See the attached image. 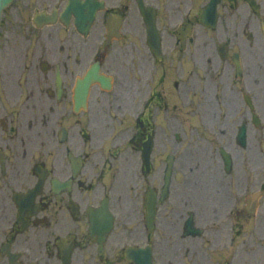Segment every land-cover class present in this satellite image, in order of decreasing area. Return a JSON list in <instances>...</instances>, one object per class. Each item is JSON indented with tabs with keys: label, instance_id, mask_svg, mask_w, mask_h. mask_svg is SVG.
<instances>
[{
	"label": "flooded vegetation",
	"instance_id": "af4514ba",
	"mask_svg": "<svg viewBox=\"0 0 264 264\" xmlns=\"http://www.w3.org/2000/svg\"><path fill=\"white\" fill-rule=\"evenodd\" d=\"M116 1L105 0V37L95 39L93 28L83 35L59 18L68 0H12L3 10L0 264H136L131 245L148 246L154 264H201L204 245L230 248L236 217L244 212L248 218V172L242 169L240 180L238 170L233 176V168L226 169L220 158L226 145L217 147L219 164L201 167L198 157L184 155L179 128L171 132L170 146L156 129L168 123L169 112L179 119L182 95L196 86L208 98L221 94L211 106L225 112L220 123L231 126L233 111L249 117L245 90L262 83L248 80L245 70L238 73L229 49L221 56L216 45V55L207 57L211 67L204 68L214 71L194 73L189 86L179 56L162 51L158 59L150 46L127 41L124 21L133 4ZM247 8L257 16L264 42V16ZM109 13L123 16L122 37L107 38ZM176 27L164 42L169 35L176 39ZM90 69L96 74L77 102L76 84ZM234 79L243 86L241 97L232 94ZM259 102H253L258 111ZM207 106L206 112L215 109ZM210 117L198 115L208 124Z\"/></svg>",
	"mask_w": 264,
	"mask_h": 264
},
{
	"label": "rangeland",
	"instance_id": "374dc122",
	"mask_svg": "<svg viewBox=\"0 0 264 264\" xmlns=\"http://www.w3.org/2000/svg\"><path fill=\"white\" fill-rule=\"evenodd\" d=\"M150 3L156 4L159 8V26L160 29L165 33L167 31L171 32L173 26L187 15H192L196 13V9L201 4L202 0H147ZM116 0H110V3L115 4ZM124 3L133 4V0H124ZM262 5V11L264 12V0H259ZM230 1L223 3L221 6V17L217 26L214 29L206 28L202 25L197 24L194 26V42L183 49L182 52L176 51L174 49L175 39L172 36H168L165 41L166 46L164 48L165 54L172 56H179L181 58L183 67V74L185 79H188L189 86H193V78H195L194 73L199 75L209 74L213 72L209 66V61L207 57L214 55L212 43L215 41H221L223 39L231 40V50L239 51L242 55V61L244 63L245 73L247 74L248 80L257 81L258 84L262 83L256 87L259 89L260 93L255 94L261 101L259 102L263 110H260L261 123L259 128L255 129L250 127L248 129L247 144L244 148H240L234 141V132L237 129V121L242 117L243 112L233 111V122L231 126L224 127L220 122L224 119L225 112H214L217 107L211 106L214 103L221 102V94L216 93L217 98L214 95L208 98L203 94L196 86L195 89L189 88L188 91L182 95L184 97V109L179 111V119L174 116L171 117L176 112H169L170 119L166 124L165 121L162 123L161 127H157L156 134L167 136L171 140V132L177 130L180 132L183 143L182 148L184 155L193 160V158L198 157L200 166L208 167L212 166L214 160L219 164L217 159V147L220 145H226L232 152L234 157L233 166V176H236V171L238 170L239 177L242 179L244 174H242V169L247 170L249 175H254L253 184H256L261 176L256 177V173L261 171L260 161L264 162V42L260 35L259 29H257V19L250 20L247 6L243 3L236 8H230ZM247 15L249 17V22L251 26L247 27L245 24L247 20ZM139 13L132 5V10L128 11L126 15V33L128 34L127 41H130L137 47H141L144 43V26L139 17ZM99 20V18H98ZM16 21H12L14 24ZM250 31L252 34L251 40L247 36V32ZM102 32L101 21H98L93 28L92 35L100 36ZM184 57V58H183ZM206 80H201L200 86L204 84ZM186 84H188L186 82ZM233 96L236 98V93L232 91ZM199 103V104H197ZM186 104V105H185ZM207 104L210 107L215 108L210 112ZM262 109V108H260ZM202 113L203 116L209 117L208 122L200 121L198 115ZM214 120V122H211ZM167 132L165 134L164 132ZM230 134L232 138L229 140ZM165 140V139H164ZM192 166V162L190 163ZM197 174V173H195ZM191 175V177H193ZM238 221V223L236 222ZM235 224L239 228V235H237L234 240L235 249H233L230 255H225L222 257L214 258L211 260H206V264H211L212 260H230V264H264V197L263 204L260 205L258 212L254 218H246V214L243 212L240 217H236ZM205 249H201L200 255H205L207 259L208 254L212 255L214 253L210 248L204 246ZM186 261L188 259L186 258ZM201 264H205L203 261ZM213 264V263H212Z\"/></svg>",
	"mask_w": 264,
	"mask_h": 264
},
{
	"label": "water",
	"instance_id": "95a60500",
	"mask_svg": "<svg viewBox=\"0 0 264 264\" xmlns=\"http://www.w3.org/2000/svg\"><path fill=\"white\" fill-rule=\"evenodd\" d=\"M89 1L90 0H86L85 2L77 3L80 6L79 5L75 6L73 4H71V6H70V9L72 8V6H74V8H77L79 11H82L80 13L75 14L77 17L76 20H77V23L79 24V26L81 27L82 25H84V27L81 29H84L86 24L87 25L90 24V22L94 18L95 9L98 7V5H96L95 1L90 2V4H89ZM216 2H217V0H210L207 8L204 11L203 17H207V16H209V14L214 13ZM0 8H1V4H0ZM85 9H87V13L83 12ZM91 77H92L91 75H89L87 77L86 81L81 85V89L85 88L87 81H89Z\"/></svg>",
	"mask_w": 264,
	"mask_h": 264
}]
</instances>
